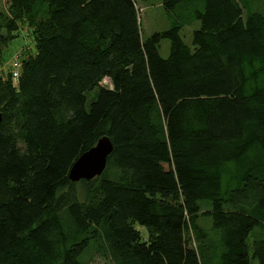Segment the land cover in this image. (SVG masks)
Segmentation results:
<instances>
[{
  "label": "trees",
  "instance_id": "16d2710c",
  "mask_svg": "<svg viewBox=\"0 0 264 264\" xmlns=\"http://www.w3.org/2000/svg\"><path fill=\"white\" fill-rule=\"evenodd\" d=\"M6 2L0 264H264V0H161L172 24L147 38L137 0ZM23 24L13 78L1 46ZM102 135L103 171L70 180Z\"/></svg>",
  "mask_w": 264,
  "mask_h": 264
},
{
  "label": "rangeland",
  "instance_id": "374dc122",
  "mask_svg": "<svg viewBox=\"0 0 264 264\" xmlns=\"http://www.w3.org/2000/svg\"><path fill=\"white\" fill-rule=\"evenodd\" d=\"M137 7L139 10L140 28L142 38H147L151 33L155 31H161L171 26L172 17L166 12L161 0H137ZM6 0H0V10L6 9ZM182 11L187 22L184 23L179 31L183 40L191 47L192 42V31L193 29L200 27V20L196 19L192 15L191 8H185L182 6L179 11ZM2 57H3V68L8 69H19V63L22 54L25 52L33 51V40L30 35L29 28L26 24H23L22 29L18 36L13 38L7 46L2 45ZM170 51V39L162 38L159 42V52L163 57H167ZM101 84L110 86L111 82L109 77H104L101 80ZM97 88L87 92L86 94V106L89 105L91 97L96 93ZM201 227L209 232L212 225L211 218L201 217ZM253 236L249 238V242L252 243ZM194 244V241H191ZM253 248L251 247V252ZM88 260L92 262H103L106 257L101 254V251L91 250L87 252Z\"/></svg>",
  "mask_w": 264,
  "mask_h": 264
},
{
  "label": "water",
  "instance_id": "95a60500",
  "mask_svg": "<svg viewBox=\"0 0 264 264\" xmlns=\"http://www.w3.org/2000/svg\"><path fill=\"white\" fill-rule=\"evenodd\" d=\"M113 149V143L107 135L100 136L96 142L82 151L72 162L68 178L78 181L81 178L91 179L99 175L106 166L107 157Z\"/></svg>",
  "mask_w": 264,
  "mask_h": 264
},
{
  "label": "built area",
  "instance_id": "2783aa9c",
  "mask_svg": "<svg viewBox=\"0 0 264 264\" xmlns=\"http://www.w3.org/2000/svg\"><path fill=\"white\" fill-rule=\"evenodd\" d=\"M12 77L16 78L18 76V70L17 69H12Z\"/></svg>",
  "mask_w": 264,
  "mask_h": 264
}]
</instances>
